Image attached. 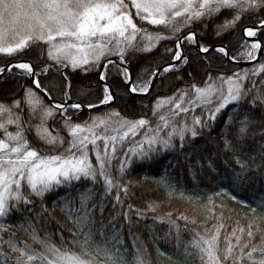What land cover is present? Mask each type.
Masks as SVG:
<instances>
[{"label": "snow or ice", "instance_id": "6c2138e0", "mask_svg": "<svg viewBox=\"0 0 264 264\" xmlns=\"http://www.w3.org/2000/svg\"><path fill=\"white\" fill-rule=\"evenodd\" d=\"M241 59L255 64L229 67ZM193 60L206 69L199 84L185 73ZM92 73L95 89L85 83ZM165 74L189 79L157 96ZM123 97L148 103L127 115ZM218 121L221 152L234 164L221 169L209 156L207 171L197 169L186 144ZM166 151L204 175L194 174L200 183L190 189L162 177L163 195L207 200L203 219L154 217L175 232L176 264H264V216L233 218L218 192L200 191L217 183L243 190L250 173L264 176V0H0V264H153L134 234L147 217L129 203V177ZM59 189L68 194L60 208L67 223L51 232L44 202ZM231 198L248 205L234 191ZM160 206L150 202L147 212ZM248 206L264 210V199Z\"/></svg>", "mask_w": 264, "mask_h": 264}, {"label": "trees", "instance_id": "16d2710c", "mask_svg": "<svg viewBox=\"0 0 264 264\" xmlns=\"http://www.w3.org/2000/svg\"><path fill=\"white\" fill-rule=\"evenodd\" d=\"M239 35V33H237ZM235 52V50H234ZM190 55H195V53H190ZM155 60L160 63H164L159 60V57H155ZM240 61H244L241 59ZM146 63V62H142ZM200 65L204 64V61L199 62ZM254 66L240 67L238 65H229L233 70H245L250 69ZM212 70H220V62L214 61L212 63ZM139 71L133 64V75ZM206 69L203 66H198V62L193 60L191 67L185 69V73L192 72L196 79L197 84L201 83V78L204 76ZM114 72V70H113ZM188 77L185 74L183 81L176 80L174 76L170 74H165L163 77L156 81V91L157 96L170 95L176 88L177 85L187 83ZM85 83L90 84L94 89L97 87V74L92 73L89 76V80ZM78 86V84H77ZM12 87L11 84L4 85L3 91H8ZM148 103L147 100L137 97H123L119 105L122 111L127 115H140L141 104ZM87 112H85V118H87ZM221 121H218L216 126L209 132L205 130L204 134L198 138L195 146L191 144H186L187 152L193 157V164L199 169L200 164L204 165V171L208 168V157L211 156L216 161V166L221 169L228 168V164H234V159L230 154H225L221 152V146L223 141L220 140V134L222 132ZM248 143H253V140H249ZM255 143L257 147L261 143L260 137L257 135L255 137ZM178 147V142H177ZM227 160V163L225 161ZM192 165L188 162L185 155L179 153L178 151H166L160 157L152 163L137 164L134 166L129 179L132 181V195L130 197L129 203H132L135 208L145 210L146 219L140 221L138 225V231L134 229V234L139 237L140 241L147 245L152 259L153 264H176V251L174 245L176 243L174 236L175 232L172 230L170 232V226L167 222L161 223L159 219H154V217H159L166 214L167 212H172L174 215H179L185 213L190 217L195 214L199 218L203 219L208 215V212L203 208V204L207 202L206 197L201 199L198 204L193 205L187 200H182L173 198L168 200L163 193L165 192V187L162 184H158V181L164 177L172 182V187L177 189H190L192 185L200 183L199 180H193V175L203 176L204 171H197L193 173ZM230 170V169H229ZM167 172V176H165ZM253 177L251 183L245 187L243 190L232 189L230 191H221V186L219 183L211 185L209 188H200V191L205 194H212L218 192L219 195L215 197L217 201H223L228 209L235 210L232 215L235 218L238 213L240 217L247 216H264V210L258 209L256 213L251 212V207L248 205H256L260 199H264V176L257 174L255 172L250 173ZM226 183V182H225ZM97 189L99 185L96 186ZM235 192L238 198L247 201L248 205L238 203L231 198L232 192ZM67 193L64 189H59L48 195L44 204L48 208L50 215L47 219V227L51 232L60 231V226L67 223L65 219V214L60 211L63 206L64 198L67 197ZM159 203L161 206L157 209L155 213L147 212V205L150 202ZM106 208L104 211V216L109 217L112 209L111 205L106 202ZM55 206V208H54ZM40 205L37 204V210L39 211ZM31 215V214H30ZM59 221V224L57 223ZM242 223H246V220H241ZM183 228V222H180ZM40 227V225H38ZM67 231L65 235L67 236ZM21 239H23V234H18ZM129 243L132 241V236L125 233L124 237ZM155 238V239H154ZM188 237L183 236V240H187ZM159 247L160 250L172 254V258L167 255H160L157 251ZM191 264V261H188Z\"/></svg>", "mask_w": 264, "mask_h": 264}, {"label": "water", "instance_id": "95a60500", "mask_svg": "<svg viewBox=\"0 0 264 264\" xmlns=\"http://www.w3.org/2000/svg\"><path fill=\"white\" fill-rule=\"evenodd\" d=\"M254 63H255V61H249V62H239L238 64H234V65H238L240 67H248V66H251ZM137 98H141V97H137Z\"/></svg>", "mask_w": 264, "mask_h": 264}, {"label": "rangeland", "instance_id": "374dc122", "mask_svg": "<svg viewBox=\"0 0 264 264\" xmlns=\"http://www.w3.org/2000/svg\"><path fill=\"white\" fill-rule=\"evenodd\" d=\"M244 61H247V60H245V59H243Z\"/></svg>", "mask_w": 264, "mask_h": 264}]
</instances>
